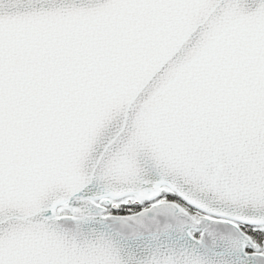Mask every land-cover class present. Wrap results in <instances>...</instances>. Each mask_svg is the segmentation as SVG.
Segmentation results:
<instances>
[{"label": "snow or ice", "instance_id": "snow-or-ice-1", "mask_svg": "<svg viewBox=\"0 0 264 264\" xmlns=\"http://www.w3.org/2000/svg\"><path fill=\"white\" fill-rule=\"evenodd\" d=\"M0 264H264V0H0Z\"/></svg>", "mask_w": 264, "mask_h": 264}]
</instances>
